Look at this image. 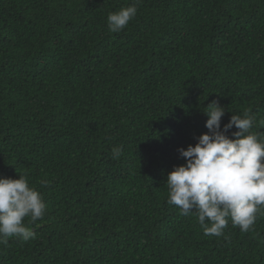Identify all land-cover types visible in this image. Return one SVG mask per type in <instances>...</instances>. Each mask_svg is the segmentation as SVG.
<instances>
[{
    "label": "trees",
    "instance_id": "1",
    "mask_svg": "<svg viewBox=\"0 0 264 264\" xmlns=\"http://www.w3.org/2000/svg\"><path fill=\"white\" fill-rule=\"evenodd\" d=\"M133 2L0 0V178L47 205L0 264H264V211L209 237L166 185L213 101L264 132V0H139L110 32Z\"/></svg>",
    "mask_w": 264,
    "mask_h": 264
},
{
    "label": "clouds",
    "instance_id": "2",
    "mask_svg": "<svg viewBox=\"0 0 264 264\" xmlns=\"http://www.w3.org/2000/svg\"><path fill=\"white\" fill-rule=\"evenodd\" d=\"M138 4L135 0L109 13V31L124 30L137 16ZM206 109L203 113L209 131L201 134L194 146L178 149L186 163L167 175V203L178 207L183 216L194 214L206 236H224L229 220L233 227L247 232L264 211V132L252 130L256 116L250 109L232 114L223 129L225 107L213 101ZM233 127L237 131L230 138L227 133ZM121 154V148L112 149L113 159ZM46 208L42 194L30 186L25 175L0 178V244L6 245L11 237L34 238L25 219L35 224L43 219Z\"/></svg>",
    "mask_w": 264,
    "mask_h": 264
}]
</instances>
